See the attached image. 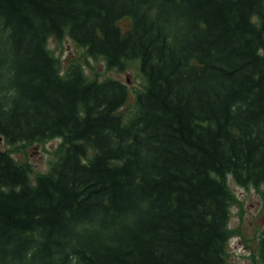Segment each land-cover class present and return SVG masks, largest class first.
<instances>
[{"label": "trees", "instance_id": "1", "mask_svg": "<svg viewBox=\"0 0 264 264\" xmlns=\"http://www.w3.org/2000/svg\"><path fill=\"white\" fill-rule=\"evenodd\" d=\"M64 36L138 62L127 120L124 83L60 69ZM55 138L33 178L0 149V264H224L226 178L264 182V0H0V140Z\"/></svg>", "mask_w": 264, "mask_h": 264}, {"label": "rangeland", "instance_id": "2", "mask_svg": "<svg viewBox=\"0 0 264 264\" xmlns=\"http://www.w3.org/2000/svg\"><path fill=\"white\" fill-rule=\"evenodd\" d=\"M124 20L121 25L128 26ZM47 47L58 60L63 71L70 62L81 65L85 76L90 80L115 79L128 87V98L120 110L127 120L135 110L136 93L144 88V80L138 69V62L127 64L123 71L108 69L101 59L85 56L84 50L75 45L67 36L60 40L50 38ZM62 139L19 143L8 146L0 140V149L11 156L18 164L30 168L31 177L47 173L58 158ZM226 184L233 197L230 206V239L224 264H263L259 255V241L264 234V182L258 187L238 186L231 176Z\"/></svg>", "mask_w": 264, "mask_h": 264}]
</instances>
